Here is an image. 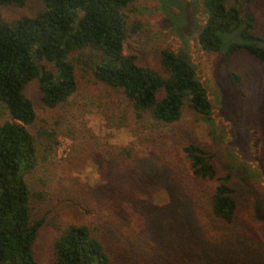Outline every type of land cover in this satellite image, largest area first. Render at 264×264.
I'll return each instance as SVG.
<instances>
[{"label": "rangeland", "instance_id": "rangeland-1", "mask_svg": "<svg viewBox=\"0 0 264 264\" xmlns=\"http://www.w3.org/2000/svg\"><path fill=\"white\" fill-rule=\"evenodd\" d=\"M171 1L166 9L161 0H136L125 10L124 53L154 68L164 49L186 55L212 104L210 123L188 108L171 125L137 119L121 93L84 74L56 109L43 107L38 81L26 89L37 111L29 130L38 148L34 185L44 193L32 200L44 220L35 244L41 264L53 260L54 242L69 224L98 226L107 237L134 244L132 264H264V62L245 51L230 59L204 51L201 0ZM240 8L254 15V34L264 40V1ZM44 9L42 0H30L0 13L15 19ZM236 40L227 36L225 48ZM7 121L0 101V126ZM192 142L210 149L219 175L232 176L239 206L232 225L210 209L219 182L193 175L183 153Z\"/></svg>", "mask_w": 264, "mask_h": 264}, {"label": "trees", "instance_id": "trees-1", "mask_svg": "<svg viewBox=\"0 0 264 264\" xmlns=\"http://www.w3.org/2000/svg\"><path fill=\"white\" fill-rule=\"evenodd\" d=\"M29 1L0 0V7L24 8ZM42 1L45 9L33 17L7 19L0 13V101L11 118L0 126V264H41L35 244L44 220L35 216L32 200L44 193L34 185L39 159L29 130L37 119L26 94L30 83L38 81L47 109L66 104L84 74L121 93L137 119L149 116L171 125L188 108L211 122L212 104L186 55L164 49L160 67L154 68L124 53L130 37L125 10L136 0ZM161 1L166 9L173 3ZM254 1L264 0H233L231 5L227 0H201L207 15L198 37L201 49L228 59L245 51L264 62V51L257 47L263 39L254 34L255 17L240 8L242 2ZM230 35L238 40L225 48ZM232 80L236 84L240 79L232 74ZM183 153L194 177L219 182L210 209L215 219L232 225L239 209L232 176L219 175L214 154L203 144L192 142ZM136 257L134 244L107 237L98 226L69 224L55 240L49 264H132Z\"/></svg>", "mask_w": 264, "mask_h": 264}, {"label": "water", "instance_id": "water-1", "mask_svg": "<svg viewBox=\"0 0 264 264\" xmlns=\"http://www.w3.org/2000/svg\"><path fill=\"white\" fill-rule=\"evenodd\" d=\"M257 43H258L257 47L264 51V41L259 40V41H257Z\"/></svg>", "mask_w": 264, "mask_h": 264}]
</instances>
